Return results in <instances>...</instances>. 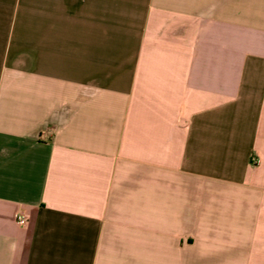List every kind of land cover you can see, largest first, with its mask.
Segmentation results:
<instances>
[{
	"label": "crops",
	"instance_id": "0c3cea01",
	"mask_svg": "<svg viewBox=\"0 0 264 264\" xmlns=\"http://www.w3.org/2000/svg\"><path fill=\"white\" fill-rule=\"evenodd\" d=\"M0 264H264V0H0Z\"/></svg>",
	"mask_w": 264,
	"mask_h": 264
},
{
	"label": "built area",
	"instance_id": "2783aa9c",
	"mask_svg": "<svg viewBox=\"0 0 264 264\" xmlns=\"http://www.w3.org/2000/svg\"><path fill=\"white\" fill-rule=\"evenodd\" d=\"M17 221L20 225L26 226L28 223V216L24 212H18Z\"/></svg>",
	"mask_w": 264,
	"mask_h": 264
}]
</instances>
